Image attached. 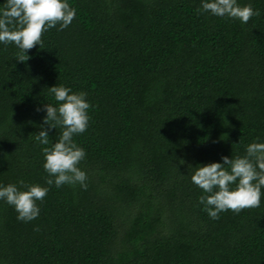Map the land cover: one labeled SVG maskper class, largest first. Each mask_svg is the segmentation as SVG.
I'll return each mask as SVG.
<instances>
[{
  "label": "trees",
  "instance_id": "obj_1",
  "mask_svg": "<svg viewBox=\"0 0 264 264\" xmlns=\"http://www.w3.org/2000/svg\"><path fill=\"white\" fill-rule=\"evenodd\" d=\"M69 3L41 46L0 43V182L45 183L32 137L63 84L91 105L73 137L88 186H49L29 221L0 201V264H264V195L212 219L189 167L264 140V0H238L247 23L200 0Z\"/></svg>",
  "mask_w": 264,
  "mask_h": 264
},
{
  "label": "clouds",
  "instance_id": "obj_2",
  "mask_svg": "<svg viewBox=\"0 0 264 264\" xmlns=\"http://www.w3.org/2000/svg\"><path fill=\"white\" fill-rule=\"evenodd\" d=\"M195 11L239 19L241 23H247L255 14L250 3L240 4L238 0H200ZM75 16L76 9L69 0H4L0 5V43H14L21 53L27 54L28 49L42 45V32L57 24L63 29ZM27 58V55L18 57L21 61ZM48 92L57 103L42 105L46 114L40 130L33 132L32 137L44 145L45 183H28L23 179L0 182V201L13 206L18 220H33L40 214L37 201H43L49 186L59 188L77 183L82 188L88 186V174L79 166L86 151L73 138L88 127L91 105L87 93L73 91L63 84L48 87ZM57 126L61 131L50 143L49 131ZM189 167L192 168L191 182L202 190L199 203L210 218L218 219L221 212L229 209L238 212L260 204L264 195V140L256 138L248 142L243 154L222 155L220 160Z\"/></svg>",
  "mask_w": 264,
  "mask_h": 264
}]
</instances>
